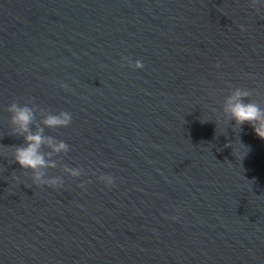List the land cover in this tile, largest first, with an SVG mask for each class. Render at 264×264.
I'll use <instances>...</instances> for the list:
<instances>
[{
	"label": "water",
	"instance_id": "95a60500",
	"mask_svg": "<svg viewBox=\"0 0 264 264\" xmlns=\"http://www.w3.org/2000/svg\"><path fill=\"white\" fill-rule=\"evenodd\" d=\"M236 87L264 108L250 0H0V264H264V140L227 122ZM30 100L70 146L60 188L13 159L7 109Z\"/></svg>",
	"mask_w": 264,
	"mask_h": 264
},
{
	"label": "clouds",
	"instance_id": "9594fccd",
	"mask_svg": "<svg viewBox=\"0 0 264 264\" xmlns=\"http://www.w3.org/2000/svg\"><path fill=\"white\" fill-rule=\"evenodd\" d=\"M250 7L259 10L264 7V0H250ZM241 28L243 30V26ZM129 64L132 66L131 61H129ZM134 67L142 69L144 65L137 60ZM63 87L67 88V85ZM252 95V90L247 88H234L225 99L223 112L228 123L234 121V126L240 128L241 131L242 126L248 124L254 129L256 135L264 140V108L250 99ZM31 103L32 101L30 100L27 104L21 106L18 102H13L7 109L12 114L10 123L13 126V136L22 137L24 140L23 144L14 147L13 159L19 163L22 169L31 170L32 180L37 186L43 187L47 185L53 188H60L64 185L63 178L60 176L48 177L47 170L57 167L56 160L52 157L59 154L66 155L70 150V146L63 140L53 136H45L44 127L37 125L35 131L32 130V126L36 123V110L33 106H28ZM71 122L72 114L67 111H61L58 114L49 112L44 117L42 124L47 128L56 129L68 127ZM201 122L206 123L208 121ZM241 146L246 147L248 151L250 150L242 142ZM225 147L232 148L231 142L226 144ZM45 148L49 149V151L45 152ZM235 151H238V149H233V152ZM63 171L76 178L82 175L83 169L82 167L71 168L64 165ZM98 179L108 187L115 185V177L111 174H102ZM80 187L84 188L85 184L82 183Z\"/></svg>",
	"mask_w": 264,
	"mask_h": 264
}]
</instances>
